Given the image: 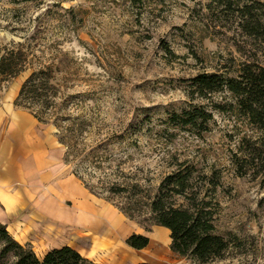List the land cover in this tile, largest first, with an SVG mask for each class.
<instances>
[{
	"label": "rangeland",
	"instance_id": "obj_1",
	"mask_svg": "<svg viewBox=\"0 0 264 264\" xmlns=\"http://www.w3.org/2000/svg\"><path fill=\"white\" fill-rule=\"evenodd\" d=\"M248 8L260 32L243 17ZM18 44L29 68L60 70L66 114L81 119L87 151L103 161L68 166L100 199L124 208L133 185L155 192L175 170L195 168L194 189L213 203L216 233L231 241L208 264H264V128L240 113L233 94L202 99L192 88L203 74L240 79L246 66L264 68V0L0 1V58ZM31 73L10 82L0 76V95L16 101ZM191 106L212 114L207 130L170 122ZM41 125L57 137L53 125ZM110 185L131 190L113 195ZM156 238L145 263L199 264L172 252L163 234ZM11 263L0 248V264Z\"/></svg>",
	"mask_w": 264,
	"mask_h": 264
},
{
	"label": "trees",
	"instance_id": "obj_2",
	"mask_svg": "<svg viewBox=\"0 0 264 264\" xmlns=\"http://www.w3.org/2000/svg\"><path fill=\"white\" fill-rule=\"evenodd\" d=\"M0 1L18 5L45 0ZM242 15L250 19L248 22L251 23L253 30L260 32L259 28H263V25H260L258 14L252 8L246 11L243 9ZM27 61L28 54L22 44L6 46L0 58V76L5 82H10L29 70L32 71L20 89L15 106L30 112L40 124L53 125L56 128L59 143L67 149L65 153L67 165L70 159L83 162L97 159L101 164L100 162L103 161L95 155V150L87 151V144L82 137L84 123L80 118L75 119L66 114L68 101L60 97L62 86L57 80L60 70L53 66L34 70L28 67ZM239 78H225L217 74L200 75L193 80L192 88L195 90L193 94L207 99L212 94L227 91L237 98L240 113L252 125L263 129L264 68L246 66L241 70ZM212 119V114L204 107L191 106L182 114H174L170 122L179 128L201 131L207 130L203 128ZM195 172V168L191 171L189 169L183 171L179 168L166 177L155 192L150 189L142 190L139 184H135L131 187L133 195L128 197L129 202L126 207H115L132 221H136L139 217L144 218V221L137 222L146 231H150L146 226L147 221L153 226L168 229L171 233L172 252L182 258L195 260L199 264H208L214 259L223 258L229 250L231 241L216 233V213L213 203L208 200L207 195L194 189L192 180ZM73 174L94 196L101 198L82 177L77 173ZM215 186L217 188L218 185ZM104 189L113 195L131 190L129 187L116 185ZM126 244L129 248L142 251L149 246L150 239L143 235H132ZM0 248L1 255L10 256L11 264H94L70 247L52 250L40 259L32 247L22 246L15 241L7 227L2 224H0Z\"/></svg>",
	"mask_w": 264,
	"mask_h": 264
},
{
	"label": "crops",
	"instance_id": "obj_3",
	"mask_svg": "<svg viewBox=\"0 0 264 264\" xmlns=\"http://www.w3.org/2000/svg\"><path fill=\"white\" fill-rule=\"evenodd\" d=\"M52 129L0 95V224L22 246L43 259L70 247L94 264H142L157 248L156 235L94 196L65 163V152ZM132 235L150 239L142 250L129 248Z\"/></svg>",
	"mask_w": 264,
	"mask_h": 264
}]
</instances>
